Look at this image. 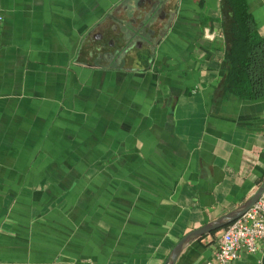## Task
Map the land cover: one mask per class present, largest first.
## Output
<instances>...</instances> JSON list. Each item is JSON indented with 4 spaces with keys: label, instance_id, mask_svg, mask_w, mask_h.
Listing matches in <instances>:
<instances>
[{
    "label": "crops",
    "instance_id": "crops-1",
    "mask_svg": "<svg viewBox=\"0 0 264 264\" xmlns=\"http://www.w3.org/2000/svg\"><path fill=\"white\" fill-rule=\"evenodd\" d=\"M245 1L264 45V0ZM0 9V264H164L262 183L264 94L222 86V0ZM232 264H264V240Z\"/></svg>",
    "mask_w": 264,
    "mask_h": 264
},
{
    "label": "trees",
    "instance_id": "trees-1",
    "mask_svg": "<svg viewBox=\"0 0 264 264\" xmlns=\"http://www.w3.org/2000/svg\"><path fill=\"white\" fill-rule=\"evenodd\" d=\"M226 71L222 86L240 98L264 94V45L245 0H222Z\"/></svg>",
    "mask_w": 264,
    "mask_h": 264
},
{
    "label": "built area",
    "instance_id": "built-area-1",
    "mask_svg": "<svg viewBox=\"0 0 264 264\" xmlns=\"http://www.w3.org/2000/svg\"><path fill=\"white\" fill-rule=\"evenodd\" d=\"M260 239L264 240V192L249 209L222 228L216 248L203 264H232L242 251L256 252Z\"/></svg>",
    "mask_w": 264,
    "mask_h": 264
},
{
    "label": "water",
    "instance_id": "water-1",
    "mask_svg": "<svg viewBox=\"0 0 264 264\" xmlns=\"http://www.w3.org/2000/svg\"><path fill=\"white\" fill-rule=\"evenodd\" d=\"M263 192H264V179L257 188V190L240 207L212 221H209L201 225L200 227L195 228L187 232L185 235H183L169 252L164 264H175L179 254L181 253L182 249L187 243L207 233H211L219 229H222L225 225L232 222L240 215H242L247 209H249L258 200V198L262 195Z\"/></svg>",
    "mask_w": 264,
    "mask_h": 264
}]
</instances>
